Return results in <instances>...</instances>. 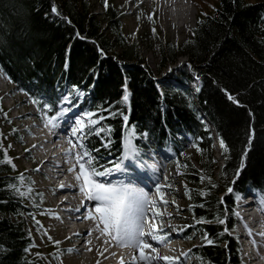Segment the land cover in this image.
Instances as JSON below:
<instances>
[{
	"label": "trees",
	"instance_id": "trees-1",
	"mask_svg": "<svg viewBox=\"0 0 264 264\" xmlns=\"http://www.w3.org/2000/svg\"><path fill=\"white\" fill-rule=\"evenodd\" d=\"M98 1L104 17L95 12L92 0H0L1 71L19 91L53 104V111L58 110L65 89L73 92L76 85L85 94L81 107L102 110L104 126H111L110 148H101L97 135L87 137L89 148L103 150L107 158L122 156L126 135L121 116H109L108 111L126 114L128 128L135 126V142L144 147L141 140L147 129L153 147L173 152L187 184L194 225L185 236L195 234L201 240L191 253L200 264H243L239 244L230 235L235 221L228 213L234 208L233 197L247 192L249 186L264 194V0H218L213 11L198 18L189 39L162 45V63L167 57L175 62L185 55L191 74L200 77L198 105L225 144L219 173L212 131L200 118L190 93L159 92L141 65L138 41L125 34L119 8L111 0L107 5ZM53 4L59 16L51 12ZM125 83L132 92L128 106L122 101ZM223 89L240 104L229 100ZM250 128L255 136L249 146ZM187 135L197 148L195 158L185 152ZM4 150L0 129V189L9 183L23 185L16 179V169L3 161ZM241 158L245 167L233 183ZM230 185L233 194L226 193ZM4 199L9 202L0 204V246L6 251H0V264H40L28 202L0 190V200ZM219 219H226V224L219 225ZM223 227L229 233L221 234ZM205 232L213 244L204 242Z\"/></svg>",
	"mask_w": 264,
	"mask_h": 264
},
{
	"label": "rangeland",
	"instance_id": "rangeland-1",
	"mask_svg": "<svg viewBox=\"0 0 264 264\" xmlns=\"http://www.w3.org/2000/svg\"><path fill=\"white\" fill-rule=\"evenodd\" d=\"M111 1L119 8V10L122 13V22L124 25L125 34L129 38L138 41L139 51L141 54L140 57L142 58L143 61L141 65L142 66L145 65V69L150 74L149 79L152 81L155 88H157L159 92H165L167 90L182 91L184 93L189 92L193 98V101L195 102V104H197L196 101H197L198 93L196 91L201 87V80L199 79L197 81L195 79L196 75L191 74V70L187 66L188 65L187 56L181 55L175 62L167 61L168 60L167 57L166 62L162 63L163 62L162 45L164 43L181 44L183 41L189 39L192 36V31L185 30L186 28L177 31L173 29V27H169L167 29V32L162 31L158 25V21L160 20L159 12L155 8L149 10L147 7H144L142 5L143 0H138L134 5L130 3V0H111ZM248 1L250 3H254L261 0H248ZM196 2H197L198 10L195 13V17H193V19L190 20V23L188 24L191 26L189 29L192 30L196 27V22L198 18H200L202 15L210 13L211 11H213L215 7L218 6V0H196ZM92 3L94 5L95 12L98 15L104 17L103 7L99 3V1L92 0ZM184 6L185 3H183V7ZM131 9L135 11L130 12ZM153 11H155V17L154 20H150L147 14ZM138 16L139 19H137ZM153 27L156 28L155 34H153L152 32ZM106 31L107 29L105 28L104 32ZM117 54H119V50H117L116 55ZM122 64L124 65V62ZM126 68H128V66ZM1 73L2 72L0 71V129L2 132V139L4 141L5 147L10 155V158L12 159V162L16 165L15 169L18 175L22 174L25 177V180L22 181L23 186L25 188L29 186L31 187L30 194L24 198L28 202V205L31 208L30 210L34 214V216L31 218L32 220L31 228L34 230V239L36 243L34 250L35 255L39 254V256L42 257L43 262H41L40 264H68L66 262V257L71 255L75 256V253L74 251L70 253L67 251V249L73 247V244H75L76 241L74 237L72 241L67 239L64 240L61 237L53 236L50 233V226L57 227L60 221V219L57 218V216L50 215V213H54L52 211L53 201L51 202V199H53L52 197L54 190L48 187H43V185H47L49 182V179H47V177H44L43 173L38 171H33V168L36 167L38 163L34 162L33 159L31 160L30 157L32 158L34 157L35 159V157H37L38 155L37 154L38 150L33 148L32 152L25 151L26 148L29 149V147L32 146V143L36 142V140H34L36 138H34L33 135L31 136V134L28 133L31 132V129L32 131L37 130L35 128L36 126H34L33 124L37 123L39 120L40 121L42 120L41 114L44 110L42 108H39V106L33 104L32 103L33 98L29 94L19 91L18 87L14 85L3 73L2 74ZM157 85H159V88L157 87ZM69 91L70 88L67 87L64 93ZM72 93H73L72 99L75 105L72 108V111L76 112L79 111V109H81L80 105L85 97L84 96L85 94L83 93V95L77 100L75 97L74 89ZM124 104L128 106V103H124ZM196 106H198V104ZM198 108L199 106L197 107V109ZM27 111L32 112V115L24 119H19L17 117L18 115L23 114ZM102 112H103L102 110L96 111L97 115L95 118L99 120V116H103ZM36 113H38V116L37 115L35 116ZM77 114L79 113L77 112ZM43 123L44 122L42 120V124ZM27 125L29 127L28 129L30 130L25 129ZM205 126L208 129L212 127L210 123L205 124ZM98 127L102 129V131L100 135L97 136L100 138V142L102 144L101 148H104L103 145L108 142L111 136L109 134L108 128L104 126L103 120H99ZM79 139L80 137L78 136L77 141ZM141 142H143L145 147L147 149L149 148L153 152V154H155L158 151L157 148L153 147L149 143L147 138L143 137ZM183 142H184V149L186 150L185 152L190 156H192L193 158H195L197 156V148L193 142V139L189 135H187L184 136ZM9 145H11V147H9ZM137 145L141 148H144L143 145H140L139 141ZM218 146L221 145H219L218 143L217 147ZM85 147L88 151L92 152L94 156L100 157L99 164L102 166L108 165L109 162L114 161L113 159H107V157L103 156L102 155L103 150H100L98 152L91 150L88 146L87 138L85 140ZM217 147H213V152L218 166L217 173H219V167L220 165L223 164V156L220 155V152H218ZM77 150L80 149L76 148V151ZM161 152H164L162 157L165 162L161 160V158H158L160 161L153 159L152 164H154L156 166L155 167L156 170L159 171L160 175H158V182L162 187L160 189V192H163L164 195L161 198L156 188H154L153 194L154 195L156 194L155 196L157 197L158 200V205L156 206L161 210V213L163 214L162 218L164 220V223L166 225L179 226L183 228L182 232H175V231L170 232L171 238L177 237L173 241L174 246L177 249L176 251L177 253L176 254L173 253L172 256H178L182 251H186V250H190L191 253L194 246L198 245L201 242V240L200 238L197 239V237H195L196 236L195 234L194 235L191 234L192 236L189 238L185 236L186 234L185 230L187 228H192L194 225V220L189 212V201L186 196L187 184L180 177L181 170L177 165L176 158H174L175 156L173 152L169 148L163 149ZM30 161H32L33 163H31ZM43 166L46 169L52 168V166H47V165H43ZM76 182L72 181V183H76ZM226 193L233 194V192L232 193L226 192ZM248 193H250L249 190ZM163 201H168V203L165 204ZM172 201H175V203L173 204ZM239 203L240 202L234 204L233 210L237 211L240 214L241 210L240 209L238 210ZM167 213H172V216L168 217ZM228 217L235 221L234 227L230 231V235L235 236L237 234L236 231L237 225L240 224L239 218L232 216V213L230 212L228 213ZM149 218L151 219V214L149 215ZM36 221H38L39 224H37ZM185 225H187L188 227H184ZM48 235H51L53 240H59L60 244L58 245L54 244L53 240L48 239ZM236 240L240 245V254H241L242 263L259 264L260 262L264 264V259L262 258L258 262L254 261V259H252V261L250 262L247 259V257H245L243 248L241 247L239 240L238 239ZM112 243L118 249L122 248L123 250L125 249V247L128 249V246L121 247L119 245H116L114 242ZM190 260L192 261L194 260L192 264H200L197 259H190ZM184 264H190L189 259H186Z\"/></svg>",
	"mask_w": 264,
	"mask_h": 264
},
{
	"label": "snow or ice",
	"instance_id": "snow-or-ice-1",
	"mask_svg": "<svg viewBox=\"0 0 264 264\" xmlns=\"http://www.w3.org/2000/svg\"><path fill=\"white\" fill-rule=\"evenodd\" d=\"M182 2L188 3V0H182ZM233 2H235V0H233ZM105 4L107 5V0H105ZM51 12L57 16L60 15L55 4L52 5ZM45 15H47V13ZM147 15L150 20H154L155 11L148 13ZM62 19L67 20L66 17H62ZM137 19H139V16ZM68 22L70 23V21ZM202 22V20L198 21V23ZM172 26L175 27V24L173 23ZM185 27H187V25H185ZM189 30L192 31V29ZM152 32L153 34L156 33L155 27L152 28ZM77 35L79 34L77 33ZM187 66L191 68L190 64ZM195 79L198 81L200 77L196 75ZM157 87L159 88V85H157ZM72 88L75 90V97L78 100L83 95V92L80 91L76 85H73ZM122 90V101L128 103L130 93L127 89L126 83L122 85ZM198 90L199 89H197V91ZM20 91H24V89H20ZM223 91L226 93L229 100L236 104H240V101L236 99L232 93L228 92L227 89H223ZM72 97V92L64 93L59 100V109L54 111V105L45 102L43 97H33L32 103L44 110L41 114V118L45 125L49 127L50 131L62 127V124L64 131H68L69 127L71 128V133L68 138L70 147L65 150L64 154L65 156L74 157V162L67 171L74 172L75 180L78 182V185L61 184L59 187L65 189H75L78 187L79 192L85 198L82 203L89 201L92 202V207L88 209L87 214L77 216L76 219L94 221L97 231L104 235L107 240H110L121 247L128 246L136 249L138 251V257L136 255L131 257L133 264H136L137 260L145 262V264H184L187 256L190 254V250L182 251L178 256H161L157 251V248L153 247V244L148 242L150 239L158 244L167 243L171 239L170 232H182L183 228L166 225L162 218L163 214L161 213V210L156 207L157 201L150 198L144 188L139 186L141 177L133 170V166L136 169L141 170L146 167L155 169L156 166L154 164H146L143 160V150L135 142V126L133 125L132 128L129 129L126 123L128 121V116L121 113L119 110L115 112L108 111L109 116H121L122 120L125 122L126 135L122 138V156L120 162H109L108 165L102 166L99 164L100 157L94 156L92 152L86 149L85 140L91 135H100L102 129L98 127L99 120H103L105 117L99 116V120L96 119V111H85L83 115L73 112L72 108L75 105L73 104ZM85 117L87 120H85ZM69 121H71V124H69ZM108 130L111 131V126H108ZM77 136L80 137L78 141L75 139ZM147 136L148 130L145 129L143 137L147 138ZM254 136V129L250 128L247 135L249 146L251 145ZM220 144L222 147H225L223 139L220 140ZM103 146L105 148H110L111 142L109 141ZM9 147H11V145H9ZM74 148L80 150L73 151ZM25 151L27 152L28 149L26 148ZM95 151L98 152L99 150L96 149ZM247 151L248 147L246 146L243 149V152L247 153ZM3 161L10 164L13 168L16 167L12 162V159L7 155L6 150H4ZM126 161L130 162V164H126ZM244 167L243 158H241L239 167L233 174V183L239 177L240 170ZM39 169L40 165H37V170ZM114 173L119 174L121 178L109 181L105 180V177H109ZM16 179L18 181H24L25 177L21 174ZM212 186L215 187V185ZM155 188L162 198L164 193L160 192L161 185L157 183ZM0 190L13 194L14 199H19L22 202V199L30 194L31 187L29 186L25 188L23 185L9 183L4 186V189ZM233 191V186H228L227 192L232 193ZM249 191L254 192L255 190L249 186ZM200 195L204 196L205 193L201 191ZM8 202L7 199L0 200V204H7ZM163 202L165 204L168 203V201ZM221 202L223 203V198H221ZM237 202H243L242 193H237L236 197H234L233 203L237 204ZM172 203L174 204L175 201H172ZM76 211L80 212L81 209H77ZM261 211H264V205H261ZM149 213H151V220H149ZM50 215L59 218L57 213H50ZM167 215L168 217H171L172 213H167ZM232 216L239 217V213L232 210ZM36 223L39 224L38 221H36ZM218 224L221 226L225 225L226 219H219ZM184 227L188 226L185 225ZM229 231L228 227H223L221 234L229 233ZM91 233L92 230L89 229L88 234L91 235ZM79 234L80 233H75V235ZM249 234L251 235L250 232ZM28 235L31 236L30 231L28 232ZM260 236L264 237V233H260ZM67 238L68 237H65V239ZM48 239L53 240L51 235H48ZM202 239L209 245L214 242L212 239L208 238L206 232L203 233ZM53 243L58 245L60 244V241L53 240ZM84 243L88 244L90 242L85 241ZM29 250L30 248L24 249L25 252ZM0 251H6V249L0 246ZM67 251L71 253L76 250L70 247ZM97 264H99L98 261ZM119 264H127V262L121 258Z\"/></svg>",
	"mask_w": 264,
	"mask_h": 264
},
{
	"label": "bare ground",
	"instance_id": "bare-ground-1",
	"mask_svg": "<svg viewBox=\"0 0 264 264\" xmlns=\"http://www.w3.org/2000/svg\"><path fill=\"white\" fill-rule=\"evenodd\" d=\"M137 1L138 0H130V3L134 5L136 4ZM142 5L144 7H147L149 10H152L153 8L157 9V11L160 14V20L158 21V25L161 28V30L164 32H167V29L169 27H173L172 26L173 23L175 24V27H173V29L177 31L186 28L185 25H188L190 23V20H192L193 17H195V13L198 10L196 0H188V3H185V6H184L185 8L183 7L182 0H143ZM134 11L132 9L130 10V12H134ZM127 89L130 93L129 86H127ZM129 101H130V96H129ZM77 112L79 113V111H76V113ZM30 115H32V112L27 111L23 114L18 115L17 117L19 119H24L26 117H29ZM69 124H71V121L69 122ZM33 125L41 129V124H38V122L34 123ZM28 128L29 127L27 125L25 129L30 130ZM28 134H31V136L33 135L34 138H36L34 139L36 140V143L35 144L32 143V146L29 147L28 152H32L33 148L38 150L37 157H35V159L34 157L33 158L30 157V159L31 160L33 159V161L38 163L39 165L42 163L40 165L39 170H37V166L35 165L36 167L33 168V171H38V172L43 173L44 174L43 176L49 179L48 184L43 185V187H48L54 190L53 197H52L53 199H51V202L53 201L52 211L59 215L60 221L57 227L50 226V233L53 236L61 237L64 240H65V237H68L67 240H71V241L73 237L77 239H81L79 240V243H75L73 244V247H71L76 250L74 251L75 256L71 255V256L66 257V262L68 264H97V261H98L99 264H119V261L122 258L125 262H127V264H133V262L131 261V257L133 255H136L138 257V251L136 249H133L131 247H128V249L125 247V249L123 250L122 248L118 249L116 248V246L113 245V243L110 240H107V238L104 235H102L100 232L97 231L94 221L86 220V219H83V220L76 219L77 216L86 215L88 209L92 207V202L90 201L82 203V200L84 199V197L79 192L78 187L75 189H65V188L59 187L61 184L78 185L76 181H74L76 183H72V181H70V179L67 176L71 173V172H68L67 169L74 162L73 156H65L64 154L65 150L70 147L68 143V138L70 134L68 133V131H64L62 134H60V136H57L55 138L56 141H58L57 146L53 145V142H52V138L55 137L54 131L42 130L40 133H38L36 131H32L31 129V132ZM77 138L78 136L75 139L77 140ZM59 146L63 147L60 153L62 156V161H61L62 164L57 162L56 160L57 154L54 152V148L59 147ZM142 150L144 153V151L147 149L142 148ZM39 151H42V152H39ZM73 151H76V148H74ZM119 159H121V157H119ZM143 160L146 162L145 154L143 155ZM43 165L52 166L51 172L47 171V169L49 168L46 169ZM133 170L136 171L141 177L140 182H142V184H140L139 186L143 187L145 191L148 193V196L156 200L157 201L156 205H158V200H157V197L155 196L156 194L155 195L153 194V190L155 188V185L159 183L158 182V175H160L159 172H155L154 169L148 168V167L144 168L143 170L136 169L134 167ZM143 183L149 184V186H145ZM255 199L258 200V198L256 197ZM65 206L67 207L66 215L69 221H74V222L83 221L85 223V224L82 223L81 225L75 223L72 226L70 232L68 233L65 230H68L70 226H66L65 224L66 219H64V217L61 216L59 212V210L64 209L63 207ZM240 207H243L244 209L241 210L239 214V217H238L239 222H241L243 225H248V226L252 225L255 220L253 213H251L252 205L242 206V204L239 203L238 208ZM77 209H81V211L77 212L76 211ZM262 213L264 214V211H262L261 214ZM150 214L151 213H149V215ZM257 219L260 225L262 226L261 232L257 234L258 236L257 238L261 241L260 233H264V216L261 215ZM149 220L151 219L149 218ZM89 229L92 230L91 235L88 234ZM75 233H80V234L75 235ZM176 238L177 237H172L167 243H164V244H158L157 242L151 241L150 239L148 242L152 243L153 247L157 248V251L160 253L161 256L172 255L173 253L174 254L177 253L176 252L177 249L174 246V242H173ZM85 241H89L90 243L85 244L84 243ZM261 242H262L260 243L261 257L262 259H264V239ZM88 249H91V250H88ZM146 251H150V250H146ZM243 251H244L245 257H247V259L250 262L252 261V259H254V261H257V262L261 259V258H253V253L249 250V248H246V249L243 248ZM136 264H145V262H141L137 260ZM259 264H262V263L259 262Z\"/></svg>",
	"mask_w": 264,
	"mask_h": 264
}]
</instances>
